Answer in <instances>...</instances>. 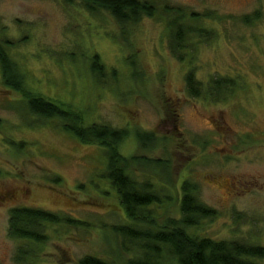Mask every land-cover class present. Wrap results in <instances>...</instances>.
<instances>
[{
    "label": "rangeland",
    "instance_id": "obj_1",
    "mask_svg": "<svg viewBox=\"0 0 264 264\" xmlns=\"http://www.w3.org/2000/svg\"><path fill=\"white\" fill-rule=\"evenodd\" d=\"M144 1L155 4L156 16L122 25L82 0H0V45L29 94L73 107L85 125L128 132L120 153L139 159L128 171L161 200L147 211L155 226L139 228L181 220L187 183L215 212L190 233L264 249V0ZM166 7L186 14L178 55ZM199 28L213 38L193 32ZM95 55L105 67L101 79L91 68ZM190 71L203 92L212 80L228 85L192 97ZM29 102L5 84L0 66V196L16 191L0 204V264H79L86 256L128 264L140 257L141 246L114 230L135 223L107 178V152L82 144L58 119L31 114ZM21 207L70 223H46L42 242L17 239L9 219ZM168 260L163 264H176Z\"/></svg>",
    "mask_w": 264,
    "mask_h": 264
},
{
    "label": "trees",
    "instance_id": "obj_2",
    "mask_svg": "<svg viewBox=\"0 0 264 264\" xmlns=\"http://www.w3.org/2000/svg\"><path fill=\"white\" fill-rule=\"evenodd\" d=\"M72 3L74 0H66ZM90 11L104 9L110 12L120 24H136L142 17L153 18L157 14L154 3L144 0H82ZM165 12L174 16L169 22L171 28V48L177 55L185 50L184 42L188 30L181 23L186 14L181 8L166 7ZM194 15V14H193ZM254 18L246 16L244 22L252 23ZM200 37L212 39L210 32L201 28L194 29ZM181 57V56H180ZM183 58V55H182ZM93 73L98 78H103L105 67L101 64L98 55L92 60ZM0 66L5 84L18 92H23L29 99L31 114L43 118L58 119L62 122L64 131L72 134L82 144L96 145L107 152L108 174L112 186L117 190L118 198L126 216L135 225L115 227L124 243L141 246L142 255L131 259L128 264H163L164 261H175L176 264H259L256 260L264 258V249L242 244L239 242H216L210 238L199 237L189 232V229L197 226L202 219L213 217L214 210L199 201L189 184L183 186L181 200L182 219L170 221L165 227L159 229L143 230L138 223L154 225L150 216V207L159 203L158 196L145 187H140L130 175L128 168L132 161L138 158H126L120 153V145L128 137L126 130H116L106 125H85L81 112L48 99L42 95L29 94L23 87L24 77L18 73L17 65L9 58L6 51L0 45ZM224 78L212 80L207 92H203L201 83L196 79L194 71L188 72L186 85L189 94L198 98L212 96L214 91L219 92L227 87ZM205 91V90H204ZM70 220L63 216L43 209L14 208L10 211L9 233L17 239L37 240L42 242L45 236L42 229L46 223L59 224ZM23 258V257H22ZM19 258V262L20 259ZM79 264H110L103 259L94 256H86Z\"/></svg>",
    "mask_w": 264,
    "mask_h": 264
},
{
    "label": "flooded vegetation",
    "instance_id": "obj_3",
    "mask_svg": "<svg viewBox=\"0 0 264 264\" xmlns=\"http://www.w3.org/2000/svg\"><path fill=\"white\" fill-rule=\"evenodd\" d=\"M23 189V188H20V190ZM23 190H21L20 192H22ZM15 192L16 191H6L3 193V195L0 196V204H4L3 202L7 201V199L9 200H13L15 198ZM30 193V190L28 189L25 194H29ZM21 208H24V207H21ZM25 208H28V207H25ZM14 209V208H13Z\"/></svg>",
    "mask_w": 264,
    "mask_h": 264
}]
</instances>
